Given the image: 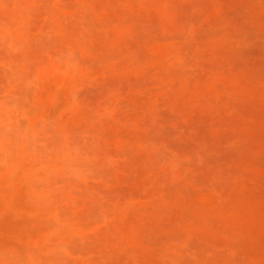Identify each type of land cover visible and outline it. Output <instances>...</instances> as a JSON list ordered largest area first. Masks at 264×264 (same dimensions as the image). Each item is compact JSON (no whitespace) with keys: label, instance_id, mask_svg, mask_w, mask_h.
I'll return each mask as SVG.
<instances>
[{"label":"rangeland","instance_id":"1","mask_svg":"<svg viewBox=\"0 0 264 264\" xmlns=\"http://www.w3.org/2000/svg\"><path fill=\"white\" fill-rule=\"evenodd\" d=\"M0 264H264V0H0Z\"/></svg>","mask_w":264,"mask_h":264}]
</instances>
